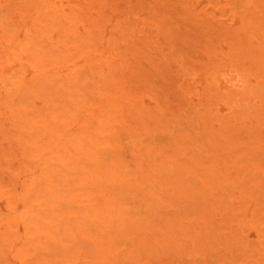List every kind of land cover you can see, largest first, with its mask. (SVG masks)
Masks as SVG:
<instances>
[{"label":"rangeland","instance_id":"rangeland-1","mask_svg":"<svg viewBox=\"0 0 264 264\" xmlns=\"http://www.w3.org/2000/svg\"><path fill=\"white\" fill-rule=\"evenodd\" d=\"M0 264H264V0H0Z\"/></svg>","mask_w":264,"mask_h":264}]
</instances>
